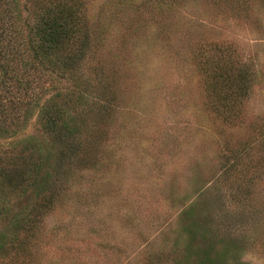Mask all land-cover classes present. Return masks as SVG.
<instances>
[{
	"label": "rangeland",
	"instance_id": "rangeland-1",
	"mask_svg": "<svg viewBox=\"0 0 264 264\" xmlns=\"http://www.w3.org/2000/svg\"><path fill=\"white\" fill-rule=\"evenodd\" d=\"M75 1L77 98L39 103L82 152L59 165L38 108L0 123L1 162L53 168L0 178V264H264V0Z\"/></svg>",
	"mask_w": 264,
	"mask_h": 264
},
{
	"label": "trees",
	"instance_id": "trees-1",
	"mask_svg": "<svg viewBox=\"0 0 264 264\" xmlns=\"http://www.w3.org/2000/svg\"><path fill=\"white\" fill-rule=\"evenodd\" d=\"M80 15L75 0H0V123L15 126L19 119L24 123L38 108L42 128L54 132V158L59 165H63L61 156L68 160L81 155L85 128L75 114L67 113L62 119L59 105H43L39 99L40 92L57 88V77L67 80L65 103L77 98L70 84L86 44ZM27 158L21 153L16 159L0 161V182L19 187L29 177L38 181L50 172H46L49 156H42L34 166Z\"/></svg>",
	"mask_w": 264,
	"mask_h": 264
}]
</instances>
